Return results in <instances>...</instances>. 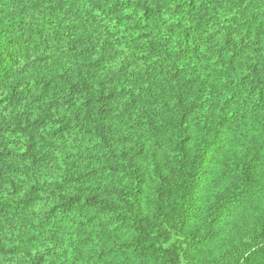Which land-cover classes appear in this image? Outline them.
Masks as SVG:
<instances>
[{
	"label": "trees",
	"instance_id": "trees-1",
	"mask_svg": "<svg viewBox=\"0 0 264 264\" xmlns=\"http://www.w3.org/2000/svg\"><path fill=\"white\" fill-rule=\"evenodd\" d=\"M0 264H264V0H0Z\"/></svg>",
	"mask_w": 264,
	"mask_h": 264
}]
</instances>
